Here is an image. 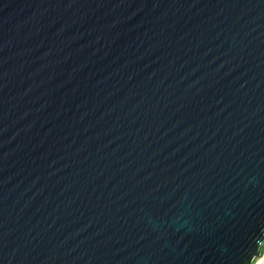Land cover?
<instances>
[{
	"label": "water",
	"instance_id": "1",
	"mask_svg": "<svg viewBox=\"0 0 264 264\" xmlns=\"http://www.w3.org/2000/svg\"><path fill=\"white\" fill-rule=\"evenodd\" d=\"M264 0H0V264H255Z\"/></svg>",
	"mask_w": 264,
	"mask_h": 264
},
{
	"label": "bare ground",
	"instance_id": "2",
	"mask_svg": "<svg viewBox=\"0 0 264 264\" xmlns=\"http://www.w3.org/2000/svg\"><path fill=\"white\" fill-rule=\"evenodd\" d=\"M263 256H264V254H263ZM263 256H261V257H263ZM259 259H261V258H259ZM259 259H258V260H259ZM258 260L256 261V263H255V264H259V261H258ZM262 261H263V263H264V258H263V260H262Z\"/></svg>",
	"mask_w": 264,
	"mask_h": 264
},
{
	"label": "crops",
	"instance_id": "3",
	"mask_svg": "<svg viewBox=\"0 0 264 264\" xmlns=\"http://www.w3.org/2000/svg\"><path fill=\"white\" fill-rule=\"evenodd\" d=\"M263 260V259H262ZM262 260H258L259 261V264H264Z\"/></svg>",
	"mask_w": 264,
	"mask_h": 264
},
{
	"label": "rangeland",
	"instance_id": "4",
	"mask_svg": "<svg viewBox=\"0 0 264 264\" xmlns=\"http://www.w3.org/2000/svg\"><path fill=\"white\" fill-rule=\"evenodd\" d=\"M264 258V256L263 257H261V259H259V260H262Z\"/></svg>",
	"mask_w": 264,
	"mask_h": 264
}]
</instances>
